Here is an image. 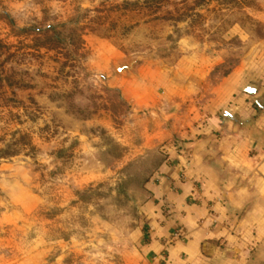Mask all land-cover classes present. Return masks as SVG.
I'll use <instances>...</instances> for the list:
<instances>
[{"label":"rangeland","instance_id":"1","mask_svg":"<svg viewBox=\"0 0 264 264\" xmlns=\"http://www.w3.org/2000/svg\"><path fill=\"white\" fill-rule=\"evenodd\" d=\"M0 41V264H138L158 157L107 77L204 55L220 81L264 54V0H0Z\"/></svg>","mask_w":264,"mask_h":264},{"label":"crops","instance_id":"2","mask_svg":"<svg viewBox=\"0 0 264 264\" xmlns=\"http://www.w3.org/2000/svg\"><path fill=\"white\" fill-rule=\"evenodd\" d=\"M256 57L216 82V59L204 55L107 77L158 157L132 242L138 264H248L264 251V54ZM16 169L12 187L26 190L30 174Z\"/></svg>","mask_w":264,"mask_h":264},{"label":"trees","instance_id":"3","mask_svg":"<svg viewBox=\"0 0 264 264\" xmlns=\"http://www.w3.org/2000/svg\"><path fill=\"white\" fill-rule=\"evenodd\" d=\"M5 49V46L4 44L0 41V51H3ZM11 80L9 78H7V76H3V73L1 74L0 73V91H2V88L4 86V83H8L10 82Z\"/></svg>","mask_w":264,"mask_h":264},{"label":"water","instance_id":"4","mask_svg":"<svg viewBox=\"0 0 264 264\" xmlns=\"http://www.w3.org/2000/svg\"><path fill=\"white\" fill-rule=\"evenodd\" d=\"M245 92L247 93V94H249V95H251V96H255L256 94H257V92H258V88L256 87V86H249L248 88H246L245 89ZM206 249L208 248V244H205V246H204ZM209 250H212L213 249V247H209L208 248Z\"/></svg>","mask_w":264,"mask_h":264},{"label":"built area","instance_id":"5","mask_svg":"<svg viewBox=\"0 0 264 264\" xmlns=\"http://www.w3.org/2000/svg\"><path fill=\"white\" fill-rule=\"evenodd\" d=\"M175 236H176V237H179V236H180V233H177Z\"/></svg>","mask_w":264,"mask_h":264}]
</instances>
